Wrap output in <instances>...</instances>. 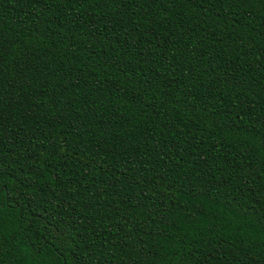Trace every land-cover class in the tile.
<instances>
[{
  "label": "trees",
  "instance_id": "obj_1",
  "mask_svg": "<svg viewBox=\"0 0 264 264\" xmlns=\"http://www.w3.org/2000/svg\"><path fill=\"white\" fill-rule=\"evenodd\" d=\"M0 264H264V0H0Z\"/></svg>",
  "mask_w": 264,
  "mask_h": 264
}]
</instances>
